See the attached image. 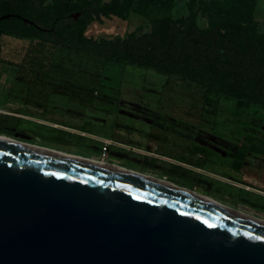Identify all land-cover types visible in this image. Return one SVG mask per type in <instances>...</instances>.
Here are the masks:
<instances>
[{"label":"water","instance_id":"obj_1","mask_svg":"<svg viewBox=\"0 0 264 264\" xmlns=\"http://www.w3.org/2000/svg\"><path fill=\"white\" fill-rule=\"evenodd\" d=\"M0 264H264V226L129 173L0 143Z\"/></svg>","mask_w":264,"mask_h":264},{"label":"trees","instance_id":"obj_2","mask_svg":"<svg viewBox=\"0 0 264 264\" xmlns=\"http://www.w3.org/2000/svg\"><path fill=\"white\" fill-rule=\"evenodd\" d=\"M175 2L139 0L135 13L152 21L151 31L95 38L86 35L93 23L104 24V19L114 15L127 18L117 10L116 2L0 0V18L10 15L0 21V40L10 37L29 43L20 64L7 62L27 81L29 90L33 86L63 89L69 96L80 90L86 103L92 104L105 89L99 76L111 63L189 83L204 91L206 103L213 104L211 97H216L234 101L238 108L264 110V31L256 23L255 9L246 14L245 22L225 31L219 24L204 29L193 24L183 33L167 17ZM193 3L206 8L203 0ZM158 15L166 17L155 19ZM69 55L80 56L85 63L71 65L65 59ZM94 63L96 69L90 66ZM249 154L264 156V140L245 135L234 152L233 168L242 169Z\"/></svg>","mask_w":264,"mask_h":264},{"label":"rangeland","instance_id":"obj_3","mask_svg":"<svg viewBox=\"0 0 264 264\" xmlns=\"http://www.w3.org/2000/svg\"><path fill=\"white\" fill-rule=\"evenodd\" d=\"M203 1L206 3V8L199 7L198 3L194 4L193 0H176L174 9L167 14V17L178 23L183 33L193 24L200 29L219 24L225 31V29L245 22L246 14L251 9H255L256 23L260 30L264 31V0ZM104 2H116L117 10L127 14V18L123 19L114 15L110 20L104 19V24L95 22L86 33L89 37H125L129 34L153 29V23L149 18L135 13L139 0H104ZM165 17V15H158L155 19ZM6 39L5 37L3 39L4 59L20 64L23 55L29 48L28 43ZM70 56L73 58L70 59ZM79 57L69 55L65 59L70 60L71 65L79 66L85 63ZM95 63L90 65L93 69L98 67ZM99 77L105 89L97 97L104 95L103 93L107 89L116 90V93L105 94L110 99L119 97V100L131 101L134 106L139 103L168 106L169 108L160 110L165 112L162 116H169L171 119L174 116L192 117V120H197L203 125V127L201 125L198 127L201 139L209 138V133L212 130L215 141L220 145L219 150H225V174H210L207 177H200L195 183L196 188L189 186L188 183L176 185L202 195L205 194V196L212 197L229 207L264 219V156L249 154L242 170L239 172L229 171L231 168L229 158L234 155L239 142L245 135L264 140V110L254 107L238 108L234 101L216 97H211L213 104L206 103L203 90L179 79L167 78L152 70L110 63L107 64V68ZM20 78L21 76L15 67L9 65L0 67V133L8 136H11L9 134L12 133L13 136L11 137L16 139L69 154L72 153V155L77 154L76 156L86 158L94 157L92 154L93 147L88 141L85 146L64 144L57 140L58 134L52 132L56 134L53 135L48 127L34 124L36 113L26 104L21 105V102L25 103L23 99L18 101V105L4 104L3 100L12 92L13 88L26 89V85L22 84ZM76 78L83 80L82 75H76ZM123 94L126 97H123ZM91 114H93L92 110L87 109L85 115L88 120ZM39 115L43 117L45 114L40 112ZM4 121L7 122L4 123ZM86 129L87 131H94V127L90 124L87 125ZM72 141L75 142L76 140ZM166 163L170 164L169 162ZM126 166L136 171H146L141 164L133 163L126 164ZM227 172H231L230 175H226ZM157 178L166 179L160 174ZM166 180L174 183L172 175H169ZM248 186L252 189H246Z\"/></svg>","mask_w":264,"mask_h":264},{"label":"crops","instance_id":"obj_4","mask_svg":"<svg viewBox=\"0 0 264 264\" xmlns=\"http://www.w3.org/2000/svg\"><path fill=\"white\" fill-rule=\"evenodd\" d=\"M5 38L9 41H21ZM3 39L4 37L1 39V60L5 62L0 63V67L12 62L4 59ZM20 81L26 85V89L13 88L3 100L4 104L18 105V101L23 99L25 103L20 101L21 105L26 104L36 113L34 124L46 126L51 133L58 134L59 142L85 146L88 141L93 147L94 155L88 158L101 160L103 148L110 142L105 157L109 163L132 171L136 170L126 164H141L146 171L136 172L154 177H159L160 174L166 179L172 175L175 184L188 183L189 186L196 188L195 183L200 177L225 174V150H219L220 145L215 141L212 130L209 138L201 139L198 127L200 125L203 127L202 123L192 120V117L174 116L171 119L169 116H162L165 112L160 109H167L168 106L140 103L134 106L131 101H122L118 99L119 97L110 99L105 93H116V90L110 89L104 91L101 97L96 95L92 104H87L84 92L80 90L71 91L69 96L63 89L33 86L29 90L27 81L22 78ZM87 109L93 113L89 120L85 115ZM40 112L45 114L44 118L40 117ZM89 124L94 127V131H87ZM233 156L229 158L231 161L229 171L239 172L242 169L233 168ZM227 173L226 175H230L231 172Z\"/></svg>","mask_w":264,"mask_h":264},{"label":"bare ground","instance_id":"obj_5","mask_svg":"<svg viewBox=\"0 0 264 264\" xmlns=\"http://www.w3.org/2000/svg\"><path fill=\"white\" fill-rule=\"evenodd\" d=\"M0 143L6 144L9 146H13L16 148L33 150L35 152L54 156V157H59V158L68 159V160H72V161H78L80 163L87 164L90 166H96V167H99V168H102L105 170L129 173V174H132L134 176L141 177L143 179L150 180L152 182L161 184L162 186H164L166 188L182 192L184 195L188 196L189 198H191L193 200L199 201L203 204H206L208 206L220 209L222 211L231 213V214H233V215H235V216H237L243 220L264 226V219H262V218H258L256 216H253V215L248 214L246 212H243V211L237 210L235 208L229 207V206L217 201L216 199H214L212 197L202 195V194L197 193L195 191H192L190 189L182 188V187H180V186H178V185H176V184H174V183H172L166 179L157 178V177L147 175V174H140L138 172L128 170V169L122 168L119 165L110 164V163H107L105 161H101V160H97V159H93V158L80 157V156L69 154L67 152L54 150V149L49 148V147H44V146H40L37 144L29 143V142L22 141V140L14 138V137L8 136L6 134L0 133ZM246 189L250 190L252 188L250 186H248Z\"/></svg>","mask_w":264,"mask_h":264},{"label":"built area","instance_id":"obj_6","mask_svg":"<svg viewBox=\"0 0 264 264\" xmlns=\"http://www.w3.org/2000/svg\"><path fill=\"white\" fill-rule=\"evenodd\" d=\"M109 145H110V142L107 143V145L104 146V148H103V155H102V159H101L102 161H106L105 157H106V152H107V150H108ZM107 162H108V161H107Z\"/></svg>","mask_w":264,"mask_h":264}]
</instances>
